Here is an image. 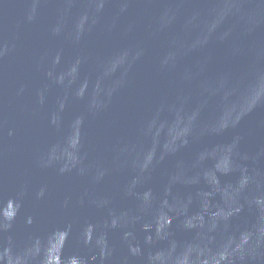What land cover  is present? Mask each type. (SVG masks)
I'll use <instances>...</instances> for the list:
<instances>
[{"label": "water", "instance_id": "water-1", "mask_svg": "<svg viewBox=\"0 0 264 264\" xmlns=\"http://www.w3.org/2000/svg\"><path fill=\"white\" fill-rule=\"evenodd\" d=\"M0 264H264V0H0Z\"/></svg>", "mask_w": 264, "mask_h": 264}]
</instances>
